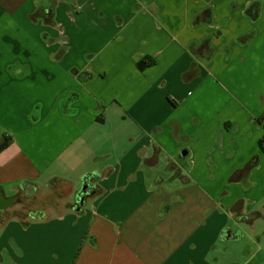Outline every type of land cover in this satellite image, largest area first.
I'll use <instances>...</instances> for the list:
<instances>
[{
  "label": "crops",
  "instance_id": "1",
  "mask_svg": "<svg viewBox=\"0 0 264 264\" xmlns=\"http://www.w3.org/2000/svg\"><path fill=\"white\" fill-rule=\"evenodd\" d=\"M76 1L55 28L24 17L35 0H0V213L51 186L79 200L94 178L80 210L0 218V264H255L247 238L244 262L232 244L264 215V0L257 18L254 0ZM212 4L228 26H195ZM253 29L184 79L193 39Z\"/></svg>",
  "mask_w": 264,
  "mask_h": 264
},
{
  "label": "trees",
  "instance_id": "2",
  "mask_svg": "<svg viewBox=\"0 0 264 264\" xmlns=\"http://www.w3.org/2000/svg\"><path fill=\"white\" fill-rule=\"evenodd\" d=\"M262 2H263L262 0L253 1V3H257V5L259 6L258 15L253 17L257 18L259 17V14H261L260 8ZM158 11H159V7H157V12ZM246 12L249 13L248 8ZM216 17H217V12L213 4L202 8L195 7L192 12V22L195 26H200L201 24L204 23L210 25H218L221 27L228 26L230 22L229 17L224 18L218 23L216 22ZM257 34H258V30L253 29L249 32L239 34L235 42L225 41L221 45H216L214 43L216 33L213 32L208 33L202 39H193L189 44V49L193 53L194 60L191 64V67L184 72L183 74L184 79L190 81L196 78L197 76H201L203 74V69L200 64L201 60H206L209 63H212L215 54L219 50H224L227 54V57L229 58L236 44L247 45L257 37ZM175 105H178V102H175ZM262 118H264V115L262 116ZM99 190H101V187H99ZM67 208H72V207H67ZM36 210H40L39 207L36 208L34 207V210H32L29 213H26L25 214L26 217H23L22 219L24 221H30V220H40L47 218L48 215L46 214L40 216L32 215V212Z\"/></svg>",
  "mask_w": 264,
  "mask_h": 264
},
{
  "label": "rangeland",
  "instance_id": "3",
  "mask_svg": "<svg viewBox=\"0 0 264 264\" xmlns=\"http://www.w3.org/2000/svg\"><path fill=\"white\" fill-rule=\"evenodd\" d=\"M238 116L242 119V114H238ZM263 121V118H261ZM224 126L229 128L230 126L228 124H232L233 126L236 125L235 121L232 123L231 121L224 122ZM183 159V158H181ZM76 190L73 189L71 186H62L60 185L59 188H55L53 186L49 187L48 189L44 190L43 193L40 195L38 194L36 198H32L35 202L34 207H39L40 210H36L32 212V215L34 216H40V215H53L59 212H62L67 207H73L75 201L77 202V195ZM29 204L31 202L29 201ZM39 205V206H38ZM24 203L17 206L16 209L25 210L26 208ZM22 213V212H21ZM245 223V222H244ZM256 223V228L253 230L252 227H250L247 223L242 227L237 228L236 227V234H238L237 238L233 242V251L238 253V255H234V257L238 258L239 261L244 262L246 259V253L247 251L244 249L246 248L247 244H241L242 239L247 238L250 243L249 246L253 247V250H257L258 252V258L256 260L255 264H259V262L264 260V218L261 216V218H258ZM241 226V225H240ZM242 231H241V230ZM251 239H253V242H251ZM248 242V241H246ZM242 245V246H241ZM219 246H223L220 244ZM253 264V263H250ZM260 264H264L260 263Z\"/></svg>",
  "mask_w": 264,
  "mask_h": 264
},
{
  "label": "flooded vegetation",
  "instance_id": "4",
  "mask_svg": "<svg viewBox=\"0 0 264 264\" xmlns=\"http://www.w3.org/2000/svg\"><path fill=\"white\" fill-rule=\"evenodd\" d=\"M64 3L68 4L67 12H69L72 18H75V14L79 12L78 3L76 0H35V9L33 11H28L27 9H25L24 6H22L21 12L24 15V17L29 21L32 20L35 23H41L46 26L60 28L62 26H61V23L58 21L57 16H58L59 10L61 9ZM71 94L78 96L79 93L73 91ZM173 166L174 165L172 164L171 167ZM35 198L36 196L34 197V199ZM18 199L22 200L21 203H24L25 205V207H22V208H26V209L25 210L16 209L17 206L21 204L17 202L16 206L10 207L6 212H1L0 218H3L5 217V215L7 214L9 215L11 214V212H14V211L20 212V213L22 212L26 214L34 210V205L36 201H34L32 198L27 199L22 196V197H19ZM29 201L31 202V204H29ZM261 216L264 218V215H261ZM257 219L258 218L254 219L251 222L248 221L246 223L250 227H252L254 230L256 228L255 221H257Z\"/></svg>",
  "mask_w": 264,
  "mask_h": 264
},
{
  "label": "water",
  "instance_id": "5",
  "mask_svg": "<svg viewBox=\"0 0 264 264\" xmlns=\"http://www.w3.org/2000/svg\"><path fill=\"white\" fill-rule=\"evenodd\" d=\"M17 70H21L22 75L26 74L27 66L19 64V63L15 64V65H11V67H10L11 73L16 72ZM75 92L79 93L78 91H75ZM80 98H81V93H79L78 96H75L74 94H70L69 97L63 99V102H62L63 110L65 112H68V113L71 112L72 110H77V108L72 107V105L76 101H78ZM35 115L39 118L40 117V111L36 112ZM180 154L183 157L189 158L191 156V151L189 148L183 147L180 151ZM93 181H94L93 177H85L83 187H82L81 191L78 193L79 200L75 206V208L77 210H80L82 208V204L84 203L87 195L90 193L89 188H90V185L93 183ZM12 200L13 199H10L8 204H2L1 205L2 208H0V210H3L4 208L8 207V205L10 206ZM231 264H240V263H231Z\"/></svg>",
  "mask_w": 264,
  "mask_h": 264
}]
</instances>
